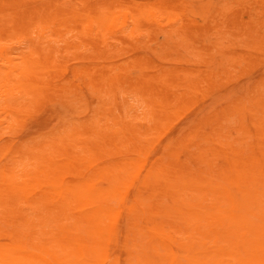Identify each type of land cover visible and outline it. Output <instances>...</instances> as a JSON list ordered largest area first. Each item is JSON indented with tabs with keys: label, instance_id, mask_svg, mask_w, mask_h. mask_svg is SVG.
Here are the masks:
<instances>
[{
	"label": "rangeland",
	"instance_id": "1",
	"mask_svg": "<svg viewBox=\"0 0 264 264\" xmlns=\"http://www.w3.org/2000/svg\"><path fill=\"white\" fill-rule=\"evenodd\" d=\"M46 2L24 27L3 16L17 30L0 32V73L12 77L0 89V170L12 166L10 150L62 143L94 112L108 136L99 135L101 162L117 174L121 159L149 156L171 174L213 140L239 149L250 115L262 120L264 0ZM54 11L74 13L37 30L33 21ZM83 172L102 189L117 186L110 171Z\"/></svg>",
	"mask_w": 264,
	"mask_h": 264
},
{
	"label": "bare ground",
	"instance_id": "2",
	"mask_svg": "<svg viewBox=\"0 0 264 264\" xmlns=\"http://www.w3.org/2000/svg\"><path fill=\"white\" fill-rule=\"evenodd\" d=\"M40 2L50 4L0 3V32L17 30L3 16L23 17L24 27ZM52 13L33 21L37 30L74 11ZM11 78L0 73V89ZM99 114L62 143L10 150L12 166L0 170V264H264V114L257 123L250 115L239 149L213 140L171 174L161 157L121 159L123 175L101 162ZM85 167L110 171L117 186L102 189Z\"/></svg>",
	"mask_w": 264,
	"mask_h": 264
}]
</instances>
